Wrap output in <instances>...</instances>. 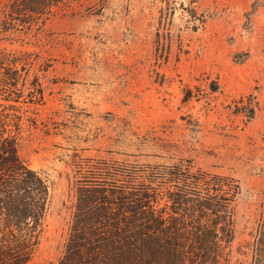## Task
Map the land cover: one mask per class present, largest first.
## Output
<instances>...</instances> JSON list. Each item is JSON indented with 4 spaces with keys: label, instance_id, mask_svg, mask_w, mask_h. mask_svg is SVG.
I'll return each instance as SVG.
<instances>
[{
    "label": "rangeland",
    "instance_id": "obj_1",
    "mask_svg": "<svg viewBox=\"0 0 264 264\" xmlns=\"http://www.w3.org/2000/svg\"><path fill=\"white\" fill-rule=\"evenodd\" d=\"M45 1L0 0V125L7 115L48 186L29 264H95L73 231L92 214L87 193L110 208L94 214L125 216L118 197L142 187L168 216L172 172L238 186L225 252L252 264L264 246V0H60L52 15Z\"/></svg>",
    "mask_w": 264,
    "mask_h": 264
},
{
    "label": "trees",
    "instance_id": "obj_2",
    "mask_svg": "<svg viewBox=\"0 0 264 264\" xmlns=\"http://www.w3.org/2000/svg\"><path fill=\"white\" fill-rule=\"evenodd\" d=\"M59 2L45 1L50 15ZM1 58L6 57L3 54ZM8 61L14 64L16 60ZM2 84L14 86V78H6ZM5 118L7 115L0 125V264H29L42 228L48 186L40 173L18 156L17 135L6 129ZM157 178L154 175L149 181ZM191 178L179 172L168 173V183L177 184L166 193L173 211L168 216L153 209L155 194L142 187L129 197H118L119 206L131 210L129 215L94 214L95 209L110 208L104 207L106 198H96L90 191L84 202L92 214L78 215L73 231L85 235L79 237V242L90 246L95 264L105 256L111 264H221V259L228 264L229 251L225 252V248L234 239L231 203L238 186L233 185L227 194L221 192L218 177ZM144 207L148 209L140 212ZM252 250V264H264V246Z\"/></svg>",
    "mask_w": 264,
    "mask_h": 264
}]
</instances>
